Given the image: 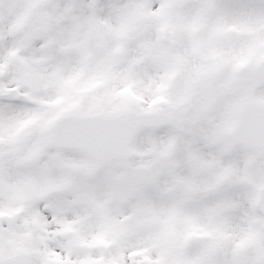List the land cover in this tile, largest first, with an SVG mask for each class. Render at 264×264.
Returning a JSON list of instances; mask_svg holds the SVG:
<instances>
[{
	"label": "snow or ice",
	"instance_id": "obj_1",
	"mask_svg": "<svg viewBox=\"0 0 264 264\" xmlns=\"http://www.w3.org/2000/svg\"><path fill=\"white\" fill-rule=\"evenodd\" d=\"M0 264H264V0H0Z\"/></svg>",
	"mask_w": 264,
	"mask_h": 264
}]
</instances>
